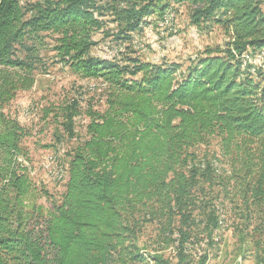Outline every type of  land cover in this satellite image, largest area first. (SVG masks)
<instances>
[{
	"label": "trees",
	"instance_id": "obj_1",
	"mask_svg": "<svg viewBox=\"0 0 264 264\" xmlns=\"http://www.w3.org/2000/svg\"><path fill=\"white\" fill-rule=\"evenodd\" d=\"M176 5L197 26H220L225 43L184 70L142 61L135 37ZM263 5L0 0V102L33 84L41 33L62 63L106 85V108L84 112L87 136L51 207L39 203L48 193L21 147L25 127L0 117V264H207L227 223L244 256L253 248L264 264ZM100 31L126 49L92 55ZM78 107L67 112L71 137Z\"/></svg>",
	"mask_w": 264,
	"mask_h": 264
},
{
	"label": "rangeland",
	"instance_id": "obj_2",
	"mask_svg": "<svg viewBox=\"0 0 264 264\" xmlns=\"http://www.w3.org/2000/svg\"><path fill=\"white\" fill-rule=\"evenodd\" d=\"M169 10L172 11L173 7L165 13ZM174 11V20L169 18L162 26L155 24L157 20L151 23L156 25L154 30H148L149 24L137 34L131 46L135 56L144 62L178 63L184 70L189 61L206 48L225 43L227 36L220 26L212 22L193 24L188 5H176ZM115 27L116 24L108 23L105 30ZM40 35L43 40L38 50L40 60L32 73L34 82L28 89L14 91L12 99L0 102V117L16 118L25 127L28 135L21 147L31 162L34 182L48 193L39 198V203L51 207L52 202L59 201L65 191L72 150L87 136L88 118L84 112L90 107L99 111L106 108V85L103 79L85 77L62 63L53 49V37L44 33ZM94 39L98 41V45L92 48L94 56H105L107 44L117 49L127 46L117 43L112 37L105 38L101 31L94 34ZM259 57L264 61V53ZM73 101L79 102L78 110L82 113L75 118V137H71L67 130V112ZM53 169H57L56 176L50 172ZM227 224L217 231L215 240L218 243L207 264H255L253 248L244 256L239 245L240 235L237 236V231Z\"/></svg>",
	"mask_w": 264,
	"mask_h": 264
},
{
	"label": "built area",
	"instance_id": "obj_3",
	"mask_svg": "<svg viewBox=\"0 0 264 264\" xmlns=\"http://www.w3.org/2000/svg\"><path fill=\"white\" fill-rule=\"evenodd\" d=\"M165 16H172V18H173V20H174V18H175V11H174V8H173V10H172L171 12L166 13ZM161 20H163V24H164V17H161ZM156 29L159 30V32H160V28H156ZM148 30L152 31V30H154V28H152V27L150 26V28H149ZM105 51H106V53H107L108 55H114V57H118V56H119V53L121 52V49L110 48V44H107V49H106ZM259 59H260V57H259ZM56 170H57V169H55V170L53 169V170H51L50 172H51L54 176H56ZM63 177H64V176H63ZM63 177H61V180L63 179Z\"/></svg>",
	"mask_w": 264,
	"mask_h": 264
},
{
	"label": "bare ground",
	"instance_id": "obj_4",
	"mask_svg": "<svg viewBox=\"0 0 264 264\" xmlns=\"http://www.w3.org/2000/svg\"><path fill=\"white\" fill-rule=\"evenodd\" d=\"M170 12H171V10H169ZM166 15V13H164L161 17H164V24H166L167 22H168V20H169V18H172V16H165ZM171 22V21H170ZM156 25L158 24L159 26H162V25H164L163 24V20H161V18L160 19H158V21L155 23ZM156 25H154V26H156ZM150 26L153 28L154 26H153V24H150L149 26H148V28H150ZM157 28V27H156ZM144 46V45H143ZM140 47V46H139ZM146 48V47H145ZM121 50L123 49L122 47L120 48ZM145 50V49H144ZM112 56H114V55H112ZM263 59V58H262Z\"/></svg>",
	"mask_w": 264,
	"mask_h": 264
},
{
	"label": "crops",
	"instance_id": "obj_5",
	"mask_svg": "<svg viewBox=\"0 0 264 264\" xmlns=\"http://www.w3.org/2000/svg\"><path fill=\"white\" fill-rule=\"evenodd\" d=\"M264 2V0H262ZM264 6V5H263Z\"/></svg>",
	"mask_w": 264,
	"mask_h": 264
}]
</instances>
